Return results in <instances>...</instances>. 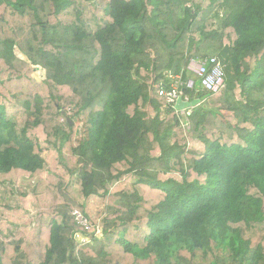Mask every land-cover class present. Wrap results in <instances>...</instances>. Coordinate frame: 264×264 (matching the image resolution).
Listing matches in <instances>:
<instances>
[{
	"label": "trees",
	"instance_id": "1",
	"mask_svg": "<svg viewBox=\"0 0 264 264\" xmlns=\"http://www.w3.org/2000/svg\"><path fill=\"white\" fill-rule=\"evenodd\" d=\"M0 264H264V0H0Z\"/></svg>",
	"mask_w": 264,
	"mask_h": 264
},
{
	"label": "built area",
	"instance_id": "2",
	"mask_svg": "<svg viewBox=\"0 0 264 264\" xmlns=\"http://www.w3.org/2000/svg\"><path fill=\"white\" fill-rule=\"evenodd\" d=\"M194 77L184 80L183 73L172 77V82L169 87L162 86L159 90V96L165 103L176 109L177 101L182 98L186 102H191L188 92H191L196 84L195 78L200 80L204 90L210 93L221 91L226 84L225 68L218 58H204L199 60H191L187 67ZM177 115L181 119V125L189 128V116L192 114V108L177 110ZM76 223L84 230L85 233H90L93 226L88 218L79 210L72 213ZM96 228L95 238L102 237V228L98 225ZM76 240L82 243H89V237L79 232L75 235Z\"/></svg>",
	"mask_w": 264,
	"mask_h": 264
},
{
	"label": "water",
	"instance_id": "3",
	"mask_svg": "<svg viewBox=\"0 0 264 264\" xmlns=\"http://www.w3.org/2000/svg\"><path fill=\"white\" fill-rule=\"evenodd\" d=\"M177 66H178V63L176 62L170 72V75L173 76L177 70ZM198 105V101H193V102H186L184 101L182 98H180L178 101H177V104H176V109L177 110H184V109H188V108H194ZM70 122V125L73 126V122L69 119L68 120Z\"/></svg>",
	"mask_w": 264,
	"mask_h": 264
},
{
	"label": "rangeland",
	"instance_id": "4",
	"mask_svg": "<svg viewBox=\"0 0 264 264\" xmlns=\"http://www.w3.org/2000/svg\"><path fill=\"white\" fill-rule=\"evenodd\" d=\"M220 16H221V15H220ZM16 53L18 54V56H19L20 58L25 59V57H24L23 55H21V53H20L19 51H17ZM223 59H224V58H223ZM221 63L223 64L224 68L227 67L225 61H223V62H221ZM193 77H194V76H193ZM34 78H35L38 82H41V81L45 80V71H44L42 68L38 67V69H37V70L35 71V73H34ZM78 126H79V128H80L79 138H82V137H84V135H83V131H82V124L79 123ZM83 235H84V237H85V234H83ZM81 243H82V242H81Z\"/></svg>",
	"mask_w": 264,
	"mask_h": 264
}]
</instances>
